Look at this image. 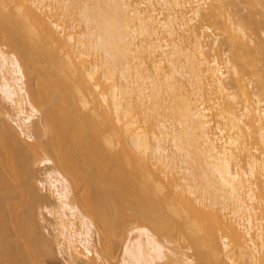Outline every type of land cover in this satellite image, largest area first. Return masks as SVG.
<instances>
[{
    "label": "bare ground",
    "instance_id": "obj_1",
    "mask_svg": "<svg viewBox=\"0 0 264 264\" xmlns=\"http://www.w3.org/2000/svg\"><path fill=\"white\" fill-rule=\"evenodd\" d=\"M0 98V264H264V0H0Z\"/></svg>",
    "mask_w": 264,
    "mask_h": 264
},
{
    "label": "rangeland",
    "instance_id": "obj_2",
    "mask_svg": "<svg viewBox=\"0 0 264 264\" xmlns=\"http://www.w3.org/2000/svg\"><path fill=\"white\" fill-rule=\"evenodd\" d=\"M76 23H77V25H76V27H75V30L76 31H81L83 28H84V26H85V24L83 23V22H77V21H75ZM2 100V98H0V101ZM3 101V100H2ZM1 101V102H2ZM3 103V105L5 104L4 102H2ZM5 106H7L8 107V109L7 108H5V107H3V108H5V109H7V110H9V113L12 111L10 108L11 107H9V105L7 104V105H5ZM12 113H13V111L11 112V115H12ZM10 114H9V117L8 116H6V118L8 119V120H11L10 119V116H11ZM13 116H11V118H12ZM12 121V120H11ZM169 122V121H168ZM13 123V122H12ZM167 124H169V123H167ZM17 125V124H16ZM15 125V123L13 124V126H15V128L16 129H18L17 128V126ZM31 134H33V133H31ZM22 137H23V139H25L26 140V142H31L32 140H29L27 137H24L23 135H21ZM40 168V167H39ZM39 176L42 178V175H40L39 174ZM44 192V191H43ZM45 194H47L48 195V197H50L51 199L50 200H52V199H54L50 194H49V192L48 191H45L44 192ZM41 204H46L47 205V203H41ZM44 206V207H43ZM40 208H42V209H40ZM38 210H37V215H38V219L39 220H42L41 222H42V224L46 227V229L49 231V233H48V231L46 232V229H42L46 234H48V236H51L52 237V235H53V233H54V229H53V224H54V216L53 215H51V214H49L48 212H47V209L45 208V205H42L41 207H39V208H37ZM42 212H43V214H42ZM44 218V219H43ZM95 238H97V235H95ZM161 238V241H163L164 243H166V244H168V242H166L167 241V239H165L164 237H160ZM168 245H170V244H168ZM185 250V249H184ZM55 251H56V259H55V261H53V262H51L50 264H67V262H66V260H65V258L67 257H69L68 256V254H67V251H66V249H64V248H62V255H61V248H59V247H57V245H56V249H55ZM120 252H121V246H120V248L116 251V254H115V258H114V261H116V260H118L119 258H120ZM187 252V254H192V250H187L186 251ZM167 261V263L168 264H171L170 263V261L169 260H163L162 262H166ZM49 264V263H48ZM74 264V263H73ZM113 264H115V263H113ZM195 264V263H194Z\"/></svg>",
    "mask_w": 264,
    "mask_h": 264
}]
</instances>
